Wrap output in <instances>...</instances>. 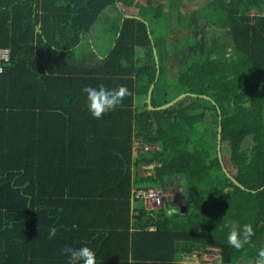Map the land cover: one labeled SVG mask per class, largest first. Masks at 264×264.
<instances>
[{
  "label": "trees",
  "instance_id": "obj_1",
  "mask_svg": "<svg viewBox=\"0 0 264 264\" xmlns=\"http://www.w3.org/2000/svg\"><path fill=\"white\" fill-rule=\"evenodd\" d=\"M118 1L0 0V47L10 50L0 73V264H68L64 246L96 249L97 240L112 246L108 258L95 253L107 264H183L182 253L207 247L217 252L200 264H254L264 246V0H204L186 14L182 0H156L147 20L125 16ZM111 6L110 45L97 54L90 39L86 53L85 36ZM152 41L159 74L148 108ZM164 63L176 69L160 94ZM100 84L126 85L130 94L95 119L82 89ZM47 110L63 126L49 125ZM218 111L220 150L243 186L218 159ZM207 118L213 142L196 126ZM176 121L182 126L172 130ZM134 134L157 148L133 156ZM175 176L183 178L179 212L165 196L151 211L139 203L130 217L133 185L164 190ZM226 222L251 223V244L229 246Z\"/></svg>",
  "mask_w": 264,
  "mask_h": 264
},
{
  "label": "rangeland",
  "instance_id": "obj_2",
  "mask_svg": "<svg viewBox=\"0 0 264 264\" xmlns=\"http://www.w3.org/2000/svg\"><path fill=\"white\" fill-rule=\"evenodd\" d=\"M141 1V0H140ZM165 1V0H163ZM142 2V1H141ZM154 2V5H148V6H143L142 10H141V13L146 16L147 18H150V14H153L154 12V7L155 5L157 4V1L156 0H153ZM119 3L122 4V1L119 0L117 2V7H120L119 6ZM204 3V0H182L181 2V5L178 6L180 12H183V14H186L188 12H191L193 10H195L197 7H199L200 5H202ZM134 5H138V4H134ZM123 6V5H122ZM128 12H136V8L134 7H129L126 9ZM254 10V9H253ZM113 11V12H111ZM114 13V7H107L105 10H103L95 24L92 26V28L90 29V32L89 34H87L83 40V43H84V46L83 48H85L84 50L88 51L90 47V42L89 40L91 39L92 40V43L94 44V48L96 49V52L97 54L99 53H104V51L107 50L108 46L110 45L111 41H112V36L114 34V31L113 29H111V26L114 24L115 20L112 19L113 17H109V18H105L106 15H108L107 13ZM215 32V29L213 28H209L207 30V36L211 35L212 33ZM221 32V31H220ZM224 39H227V37H224ZM170 42L168 43V50L169 52H172L173 49L170 48ZM182 44L180 43L179 46H181ZM82 48V49H83ZM93 49V47H92ZM229 50V49H228ZM94 53V52H93ZM91 58H95V59H98V57L94 54V56H92ZM176 68H173V69H170L169 72L167 71L168 70V67L166 66V63H164L163 65V69L161 70V78L159 80V83H161V86H162V89L159 91L160 94H163L164 93V90L167 91V90H170V87H168L166 84H165V80L168 76L172 77V72H174ZM172 81V79H171ZM171 84H173V82H170ZM140 106H142V102L143 100H138L136 101ZM171 126H172V130H175L176 128H180L182 126V124L178 121L176 122H171L170 123ZM198 127V130H200L201 128L204 129L206 132H208V135H207V139H209L210 142H213V136H214V132H215V129H214V126L210 123V120L209 118L205 119L204 121H202L201 123L197 124L196 125ZM138 135V134H134L133 135V138L132 140H134L135 136ZM252 143V139L249 137L247 138L245 141H244V145H250ZM133 153V152H132ZM222 158L223 160L225 161L226 163V168L227 170L233 172L235 169L234 167L232 166V164H230V162L228 161V154L227 152L225 153H222ZM145 170H143L144 172ZM148 172V171H147ZM171 196L169 195V205L173 203V205H178V208H179V205H181V188L180 186H178L176 189H171ZM177 196V198H176ZM175 200H177L176 202H173ZM139 203H141L140 200H137ZM167 202V201H166ZM177 202L179 204H177ZM168 205V204H167ZM172 206V205H171ZM206 256V255H205ZM195 258L197 260H199V256L195 257L194 255H187L186 253L185 254H181L180 255V259L182 261L183 264H195L197 263L195 261ZM206 258L208 259V257L206 256ZM253 260L249 259V260H246V261H243V263L245 264H252ZM200 262H198L197 264H199Z\"/></svg>",
  "mask_w": 264,
  "mask_h": 264
},
{
  "label": "clouds",
  "instance_id": "obj_3",
  "mask_svg": "<svg viewBox=\"0 0 264 264\" xmlns=\"http://www.w3.org/2000/svg\"><path fill=\"white\" fill-rule=\"evenodd\" d=\"M82 92L86 94L87 110L95 119H101L104 114L114 111L122 104L124 98L130 94L126 85L109 89L103 84L98 87L85 86ZM176 211L179 212V209L177 208ZM223 228L227 229L228 245L236 250L251 244V238L255 234L251 223H246L240 228L233 222H226ZM56 231L55 227L50 228L49 239L55 236ZM61 251L68 257V264H96V254L87 245L78 248L66 245ZM254 264H264V246L259 248Z\"/></svg>",
  "mask_w": 264,
  "mask_h": 264
},
{
  "label": "built area",
  "instance_id": "obj_4",
  "mask_svg": "<svg viewBox=\"0 0 264 264\" xmlns=\"http://www.w3.org/2000/svg\"><path fill=\"white\" fill-rule=\"evenodd\" d=\"M256 10H251L250 13L256 14ZM262 13L264 14V8L262 9ZM10 57V50L7 47H0V73L2 71V61L8 60ZM157 148V144L154 141H145L141 135H136L134 140H132V151L134 154L138 152H149ZM183 184L182 176H176L167 179V187L163 190L161 187H140L133 185L131 189V199H139L141 201L142 206L147 210H153L158 208L162 202L163 197L169 198V195L172 193L171 189H176L178 186ZM171 196V195H170ZM177 198V196H176ZM177 200L174 199L173 202ZM177 204H179L177 202ZM175 205H173L174 207ZM172 207V208H173ZM217 250L214 247H207V251L203 249H193L191 252H187V255H194L195 257L199 256V260L195 258V261L201 262L203 260H209L214 257ZM185 254V253H184ZM208 259L206 258V256Z\"/></svg>",
  "mask_w": 264,
  "mask_h": 264
},
{
  "label": "crops",
  "instance_id": "obj_5",
  "mask_svg": "<svg viewBox=\"0 0 264 264\" xmlns=\"http://www.w3.org/2000/svg\"><path fill=\"white\" fill-rule=\"evenodd\" d=\"M123 5V6H122ZM148 6L147 4H145V2H141L140 1V3H138V5H134L133 3H124V2H122V4L121 3H119V6H120V8L124 11V13H131V12H128L126 9L127 8H129V7H134V8H136V12H132L131 14H137V15H139V16H142L143 18H145L146 20H147V17L146 16H144L142 13H141V10H142V8H143V6ZM111 12H113V11H111ZM111 12H109V13H107L108 15H106L105 16V18L107 17V18H109V17H112L111 15H114L115 14V12L114 13H111ZM112 19H114V20H116L114 17L112 18ZM116 22V21H115ZM111 29H112V27H111ZM64 110V109H63ZM60 111V110H59ZM72 111V110H71ZM74 111H78V110H74ZM52 112V113H51ZM56 111H52V110H47L46 111V113H48V114H50L48 117H46V119H47V123H49V125H53V126H59V127H61V126H63V117H58V115L57 114H53V113H55ZM46 123V124H47ZM74 125H79V122H75V123H73ZM133 152V151H132ZM132 155L134 156V155H136V154H134V153H132ZM150 169L148 166H147V164H141V166H139V170H141L142 172H143V170H145V169ZM148 173H149V171H148ZM131 199V198H130ZM130 209H129V214H130V217L132 216V215H135L138 211L136 210V207H137V205L139 204V202L137 201V200H133V199H131V201H130ZM141 204V203H140ZM142 205V204H141ZM173 207V206H172ZM94 216H95V214L93 213L92 215H91V221H93V218H94ZM101 217V216H100ZM102 218H103V221H105L106 220V216L105 215H103L102 216ZM102 218H100V221H102ZM132 220V219H131ZM133 227H132V225H131V222H130V227H129V230H131ZM149 229H153L154 228V226H150V227H148ZM125 242V241H124ZM120 244H122V243H120ZM85 245H87V244H84V246ZM104 243H101L100 242V240H97V244H96V249H93L94 250V252L96 253L97 251H99V250H101V249H103L104 250V252L105 253H103L104 254V256H106V258H108V256H110V254L112 253V251H111V249H112V246H110V245H105ZM111 245H113V244H111ZM72 247H74V248H77V247H75V246H73V245H71ZM104 246V247H103ZM103 247V248H102ZM106 258L104 257V258H102L101 256H99V254H98V256L96 257V260H97V263L98 264H104V263H106L107 264V262H105L104 260H106ZM129 259V262H127V264L129 263L130 264V261H131V258H128ZM109 261L111 260V259H108ZM195 264H197V263H195ZM200 264V263H199Z\"/></svg>",
  "mask_w": 264,
  "mask_h": 264
},
{
  "label": "water",
  "instance_id": "obj_6",
  "mask_svg": "<svg viewBox=\"0 0 264 264\" xmlns=\"http://www.w3.org/2000/svg\"><path fill=\"white\" fill-rule=\"evenodd\" d=\"M125 16H137V14H131V13H124ZM149 32V36L151 37L150 31ZM152 49H153V54H154V59H155V76L153 81L150 83L149 87H148V91H147V95H146V102L148 104V108H153L154 106L151 105V93H152V89L154 86V82L158 77L159 74V60H158V55L156 52V48L155 45L152 41ZM186 94V92L180 93L178 94L176 97H174L173 99L155 106V108L157 109H162L164 107H167L168 105H171L172 103H174L175 101H177L178 99H180L182 96H184ZM192 95H195V93H191ZM205 96V95H204ZM219 113V117H218V125H217V141H216V149H217V155H218V159L221 163L222 169L223 171L226 173L227 176H229L236 184H238L239 186H243L241 185L237 180H235V178L231 175V173L229 172V170H227L224 160L222 158V153L220 150V138H221V124H220V120H221V116H220V112ZM147 166L149 168H152L154 166V162L152 161L151 163L147 164ZM178 208V205L173 207V210L175 211Z\"/></svg>",
  "mask_w": 264,
  "mask_h": 264
}]
</instances>
